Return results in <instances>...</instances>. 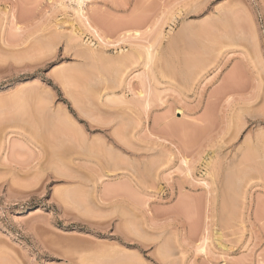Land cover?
Wrapping results in <instances>:
<instances>
[{
    "label": "rangeland",
    "instance_id": "rangeland-1",
    "mask_svg": "<svg viewBox=\"0 0 264 264\" xmlns=\"http://www.w3.org/2000/svg\"><path fill=\"white\" fill-rule=\"evenodd\" d=\"M81 7L0 0V264H264V0Z\"/></svg>",
    "mask_w": 264,
    "mask_h": 264
},
{
    "label": "bare ground",
    "instance_id": "bare-ground-1",
    "mask_svg": "<svg viewBox=\"0 0 264 264\" xmlns=\"http://www.w3.org/2000/svg\"><path fill=\"white\" fill-rule=\"evenodd\" d=\"M76 1H77L78 5L80 6V8L77 9V12H78V13H81V11H84V10L82 9V7H81V5L83 4L84 0H76ZM82 13H83V12H82ZM184 28H186V27L184 26ZM184 28H183V31H184ZM187 28H188V27H187ZM188 30H189V29H188ZM189 31H191V30H189ZM172 41H173V40H172ZM170 46H171V45H170ZM150 47H153V46H150ZM148 48H149V47H148ZM150 49H151V48H150ZM150 49H149V52H148V58H151V59H152V58H154V57H153V56H154L153 54H155V53H153L154 51L152 52V49H151V50H150ZM170 49H171V48H170ZM173 49H174V48H173ZM150 51H151V52H150ZM171 51H172V50H171ZM146 55H147V54H146ZM174 55H175V54H174ZM149 61H150V59H149ZM185 64H187V63H185ZM188 65H189V64H188ZM187 67H188V66H187ZM67 73H68V72H67ZM60 75H61V74H60ZM65 75H66V74H65ZM61 76H63V75H61ZM70 76H71V75H70ZM67 77H69V75H68ZM72 77H73V75H72ZM72 77H71V78H72ZM76 78H77V77H76ZM62 79H63V78H62ZM73 79H74V78H73ZM62 81H63V80H62ZM69 81H70V80H69ZM66 83H67V82H66ZM86 85H87V84H86ZM88 88H89V87H88ZM88 88H87V89H88ZM88 90H89V89H88ZM178 111H182V109H181V108H178ZM58 112H59V111H58ZM55 115H56V114H55ZM43 126H44V125H43ZM41 131H42V130H41ZM261 136H263V135H261ZM250 137H251V136H250ZM258 139H259V138H258ZM249 140H250V139H249ZM252 140H253V139H252ZM252 140H250V144H249V145H251V143L254 142V141H252ZM246 143H247V145H248V142H246ZM248 148H249V147H248ZM252 148H254V147H252ZM248 156H249V155H248ZM40 158H41V157H40ZM40 160H41V159H40ZM56 161H57V160H56ZM263 161H264V160H263ZM53 164H55V165L58 166L57 163H53ZM241 164H242V163H241ZM53 166H54V165H53ZM57 166H56V167H57ZM237 166H239V165H236V167H237ZM228 168H229V167H228ZM232 168H233V167H232ZM58 169H59V168H58ZM58 169H55V168H54V170H56V171H57ZM227 170H228V169H227ZM223 171H224V170H223ZM231 171H232V170H231ZM226 172H227V171H226ZM228 172H229V171H228ZM229 173H230V172H229ZM226 174H227V173H226ZM234 176H235V175H234ZM232 177H233V176H232ZM236 178H237V177H236ZM237 180H238V179H237ZM226 181H227V180H226ZM228 182H229V181H228ZM231 182L233 183V178H232ZM226 189H227V188H226ZM224 194H225V193H224ZM225 201H226V200H225ZM227 202H228V201H227ZM162 244H163V243H162ZM162 244H161L160 246H163ZM167 249H168V248H167ZM164 250H165V249H164ZM160 251H162V250H159V252H160ZM165 252H166V250L163 252V254H165ZM161 253H162V252H161ZM166 256H167V255H166ZM165 260H166V259H165Z\"/></svg>",
    "mask_w": 264,
    "mask_h": 264
}]
</instances>
